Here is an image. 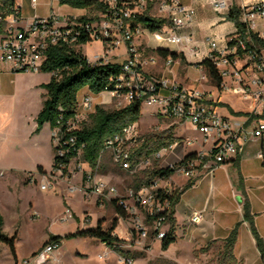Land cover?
Segmentation results:
<instances>
[{"label":"built area","instance_id":"1","mask_svg":"<svg viewBox=\"0 0 264 264\" xmlns=\"http://www.w3.org/2000/svg\"><path fill=\"white\" fill-rule=\"evenodd\" d=\"M104 1L106 10L94 21L83 22L78 18L61 16L51 11L47 17H36L24 27L16 26L21 14L17 7L12 6L10 26L0 42V61L10 64L14 71L38 73L41 72L50 46L65 44L78 48L99 40L104 50L96 52L91 58L86 56V59L90 64L104 65L112 63L109 60L110 53L123 46L127 58L121 63L115 87L102 93L113 96L123 94L128 104L134 101L139 102L141 107L144 104L152 106L158 115L181 125L190 123L200 133L201 146L193 152V157L187 158L189 154L183 153L182 156L177 155L176 160L160 166L171 169L173 174L168 177L157 176L149 184L137 190L130 188L126 195H119L116 186L97 179L98 167L91 169L83 159L84 144L76 146L77 138L72 133L81 127L80 111L90 113L95 110L94 94L89 92L90 94L82 99L79 95L74 117L68 119L65 125L58 124L51 129V142L57 161L55 168L48 175L55 179H68L80 173L83 185L71 183L68 187L70 192L78 188L80 192L83 191L84 197L96 195L111 201L116 199L117 205L127 215L126 219H121L130 220L132 223L129 228L130 245H141L149 233L157 240H162L168 232V218L172 209L170 197L176 190H180L172 182L174 174L193 179L203 168L212 170L210 162L220 164L236 155L242 142L264 137V0H208L215 11L224 12L223 20L232 9H237L239 22L244 25V35L235 26V30L221 40L209 37V51L205 59L214 64L221 77L220 87L214 84L216 91H234L243 101L248 102L250 109L246 112L227 110L219 105L213 92L182 85L166 76L145 73L147 64L155 65L162 61L165 67L169 68L173 58H162L152 51V54L142 59L141 48L136 44L135 38L149 29L133 21L151 4L150 10L156 13L152 16L166 19L159 29L151 31L154 39L172 44L189 43L192 39L191 33H185L184 30L195 19L194 7L180 0ZM32 2L36 3V0ZM84 36L87 37V42L81 43ZM198 67L201 71L199 81L207 82L209 79L205 67L200 64ZM221 109H225V113ZM195 141L194 138L175 137L170 145L162 147L146 159L153 157L158 161L175 150L181 149L184 152L187 146L194 145ZM139 142L141 141L137 122L127 124L106 139L101 156L109 151L115 164L122 169L137 168L146 160L142 159L135 165H132L130 160L131 150ZM65 158L67 160L63 161ZM75 162H78L79 170L74 172L70 165ZM47 176L42 178L43 190L53 185ZM30 179L32 180V176ZM72 215L73 211L67 207L64 210V219L67 220ZM199 219L200 215L197 213L191 217L193 222ZM58 247L57 243L48 242L42 250L26 260L25 264H60L53 257ZM124 262L132 264L133 259L127 258Z\"/></svg>","mask_w":264,"mask_h":264},{"label":"rangeland","instance_id":"2","mask_svg":"<svg viewBox=\"0 0 264 264\" xmlns=\"http://www.w3.org/2000/svg\"><path fill=\"white\" fill-rule=\"evenodd\" d=\"M19 1L26 4L30 12L37 10L41 14V17H47L51 12L50 4L47 0H38L35 4L36 6H33L32 0ZM57 1L59 0H55V3ZM198 1L205 5L206 18L214 16L218 22L223 21L222 14L224 12L215 11L208 0ZM62 5H58L57 3L54 6L55 13L60 12L59 7H64ZM149 13L150 15L156 14L152 10ZM100 15V11L93 10L85 16L99 18ZM143 37L154 48L157 46H175L172 43L156 41L150 30H145ZM80 48L82 51L85 49L90 58L96 52L104 50L102 42L99 40H94L85 44V46H80ZM141 53L142 59H145L153 52L149 48H141ZM110 55V62L123 63L125 56L124 47L120 46L118 49H114ZM184 64L183 62L181 66L173 64L177 67L179 77L186 74V68L182 66ZM197 68L199 69V67ZM144 70L149 71L155 76H170L169 73L163 71L162 61H159L155 65L147 64ZM23 72L29 71L19 73L15 92L10 96L0 98V213L4 218L3 233L8 236L17 235L15 240V255H13L7 244H0V264H25L26 260L30 259L34 253L42 250L48 243L50 234H56L61 237L59 253L66 264H126L124 262L125 258L120 257L110 246L95 238L70 235L76 232L79 227L90 228L96 226L99 218H102V224L107 228L116 216L110 199L96 195H92L91 198L84 197L83 191L80 192L78 188L73 192L69 191L68 187H70L71 183L83 185L81 174L80 181L74 179L72 182V178L55 179L51 175H48L47 178L51 182L59 181L57 184H53L48 189L43 190L41 189L43 182L41 177H38L37 182L28 184L20 181L19 176H14L10 171L11 167L20 165L19 163L25 154L33 153L35 150H38L45 166L48 169L51 166L49 163L50 155L46 147V136L41 133V130L36 131V118L43 108L47 94L44 84L50 79L51 73L41 71L38 74H25ZM200 76L201 73H198V77ZM207 77L209 80L204 82V86L201 89L215 92L213 94H215L214 97L218 100L219 105L229 111L231 108L236 112L249 111L250 106L247 101H243L232 90L216 91L208 73ZM192 81L196 83L195 87H199V79ZM89 94L88 91H83L80 94V99ZM93 102L95 109L99 105L108 111L123 108L128 104L123 94L113 96L108 93L93 95ZM155 111V108L152 106L146 104L142 106V116L137 122L140 141H143L142 139L153 133H159L174 125V136L176 138H194L196 139L194 146L198 149L200 148L201 135L190 123L178 125L172 119L164 118ZM221 111L225 113V109H221ZM80 112L79 125L81 126L83 123L90 122V115L93 112ZM38 134L39 136L36 137ZM190 146H187V148ZM183 153L181 149H178L171 154L164 155L158 161H155L151 157L144 160L141 166L125 170L116 165L111 153L106 151L101 156L96 175L101 172V168H106V171H117L119 175H111L107 179V182L117 187L119 195H126L128 189L134 188L135 178L143 176L145 169L152 168L155 165L159 167L165 166L167 162L176 160L177 155L182 156ZM78 162L70 165V168L74 172L79 170L77 167ZM2 170L6 172L4 175H1ZM174 178L179 182L185 179V177L179 174H175ZM77 182L79 183L77 184ZM64 195L73 211L72 217L67 220L64 219V210L69 206H67L65 200L63 202ZM74 213L80 220L74 216ZM122 221V226L119 230L120 236L116 235L123 240L121 247L129 251L130 257L134 262L133 264H217L222 252L223 243L215 242L209 243L205 249L201 248L193 251L192 244L181 237L172 242L167 248H162L161 241H157L152 233L148 234L141 245H130L131 235L129 228L132 223L130 220ZM147 245L149 248H146ZM140 253H143V255ZM203 253H208L207 258H204V256L197 257Z\"/></svg>","mask_w":264,"mask_h":264},{"label":"crops","instance_id":"3","mask_svg":"<svg viewBox=\"0 0 264 264\" xmlns=\"http://www.w3.org/2000/svg\"><path fill=\"white\" fill-rule=\"evenodd\" d=\"M180 1L186 5L194 7L196 10L193 23L184 30L185 33H191L192 39L189 43L174 44V47L157 46L154 48L150 42L145 40L143 37L144 33L137 36L135 38V42L138 46H140V48H149L152 51L157 48H164L182 54L185 57V60L181 61L180 58L173 59V64H176L175 66H181L182 62L185 63L182 65L186 68L185 75L179 77L177 74V67H175L173 64H171L169 68L165 67L163 64V71H166V73L170 74V76H166L169 79L175 80L178 83L188 87H195L196 83H193L192 80H198L200 78L198 77V73H201V71L197 67L198 64L206 58V55L209 51L208 38L213 37L221 40L225 35L232 33L235 30V24L227 19L218 22L214 16L206 18L205 5L201 4L198 0ZM37 2L38 0H36V3ZM47 2L50 4L51 11L53 12H55L54 6L57 3L58 5H61L59 1L55 3V0H47ZM36 3H33V6ZM14 6L19 8L21 14L20 21L16 23L17 27H24L32 19L41 17V14H39L37 10L34 12L28 11L26 4L20 2L19 0H14ZM62 6L64 7H59L60 12L56 14L65 17H81L91 12L89 9L76 8L69 4H63ZM10 21L11 17L9 15L5 19L4 24L2 26L0 25V42L3 40L7 28L10 26ZM82 52L88 56L85 49ZM126 58L127 56L125 54L123 60L125 61ZM20 72L22 71H14L11 69L10 64L0 61V98L4 96H10L15 92L17 85L16 81L18 80ZM23 73L38 74L39 72ZM145 73L153 75L149 71H145ZM13 81L14 83H12ZM198 83L199 88L204 86V83L199 81ZM230 111L236 112L232 108ZM177 124L181 125L179 123ZM51 129L52 128L48 123H46L41 129V133L43 135L45 134L47 140L46 147L50 155V168L48 169L45 166L44 162L41 160V155L39 154L38 150L33 151V153H27L21 159L19 163L20 165L10 168V171L14 176H19L20 181L32 184L37 182L38 177L43 178L44 176H47L51 173L54 161V150L51 142ZM38 136L39 134L36 135V137ZM194 145L186 148L184 155L198 150V148ZM263 150L264 137L253 138L242 142L241 148L236 155L231 156L228 160L220 164H214V162H210L209 165L212 167V170L209 168H203L200 174L193 179H187L185 177L183 181L179 182L175 180V174L172 176V182H174V184L179 187L180 190L183 189L190 180L194 181L191 186L187 187L181 192L180 199L175 205L174 217L176 219V239L180 237L184 238L192 244L193 251H195L197 249L206 247L209 243H223L224 240L230 235L231 231L237 227V239L234 245V255L237 260L235 264H264V258L257 245V238L253 234L251 227L252 222L258 236L262 240V246L264 250ZM100 161L101 157L99 163ZM40 167H42L45 173L38 171ZM105 169L101 168V172L97 175L99 179L107 181L111 175H119L117 171L112 172L106 171ZM5 173V170L1 171V175H4ZM30 176H32V180L27 182V179L30 178ZM80 176V173L74 175L71 179V182L74 179L80 181ZM58 181L53 182V184H57ZM78 183L79 182H77V184ZM64 200L66 201L67 206L70 207V205L67 203L65 195L63 202H65ZM246 206L248 207L249 217L245 215ZM115 213V217H117L118 214L116 211ZM194 213L200 215V219L197 222H193L191 220V217ZM74 216H76L75 213ZM76 217L80 220L78 216ZM99 220L102 222V218H99L98 221ZM122 222L123 221L121 218H118L117 226L113 232L114 234L119 235ZM102 227L106 229L103 224ZM81 229L87 228L79 227L77 230ZM52 235L56 234H50L49 239ZM60 247L61 245L55 250L53 257L58 263L66 264L64 259L60 257ZM207 255L208 253H203L197 257L204 256V258H207Z\"/></svg>","mask_w":264,"mask_h":264},{"label":"trees","instance_id":"4","mask_svg":"<svg viewBox=\"0 0 264 264\" xmlns=\"http://www.w3.org/2000/svg\"><path fill=\"white\" fill-rule=\"evenodd\" d=\"M59 2L61 4H69L76 8L89 9L91 11L97 10L101 13L105 12L107 7L104 0H59ZM12 6H14V0H0L1 26L4 24L7 16L11 14ZM151 6L152 5L149 4L146 11L138 15L133 23H140L150 31H155L166 22V19L150 15ZM17 9L19 10V8ZM96 19L97 18L87 16L78 18L79 21L83 22L94 21ZM226 19L232 21L240 32L243 35L245 34L244 25L239 22V11L237 9H232ZM80 42L86 43L87 37H82ZM154 51L162 58L170 56L173 59L180 58L181 61L185 60V57L176 51L164 48H157ZM199 64L205 67L212 82L220 87L222 80L214 64L208 59H204ZM121 66V63H107L104 65L90 64L80 47H68L65 44L50 46L47 51V58L41 67V71L51 73V79L48 83L44 84L47 94L43 108L36 118V131H40L46 123L50 124L51 128H55L58 124L62 126L65 125L66 121L76 114L77 100L83 91L86 90L94 95H98L103 91L113 90L115 87V80L120 74ZM141 116V105L139 102L132 101L125 107L113 111H108L99 105L96 106L95 111L90 115V122L83 123L79 129L72 132L77 138L76 146L84 144L83 159L89 164L91 169L95 170L99 166V160L106 139L119 132L125 125L138 122ZM174 139V125L168 127V129L164 131L153 133L144 138L143 141L131 150L130 160L132 165L137 164L142 159L150 157L162 147L170 145ZM193 156L194 153H190L186 157L191 158ZM66 160V158L63 159V161ZM56 161L57 157L54 156L53 169L55 168ZM38 171L45 173L42 167H40ZM143 172V176L135 178L134 189L136 190L143 185L149 184L150 181L157 176L168 177L173 174L171 169L159 167L157 165L145 169ZM30 180L31 179L28 178L27 182ZM193 182L194 181L190 180L183 189L179 191L176 190L174 195L170 197L172 209L168 218L169 229L165 238L161 240L162 248H167L176 240L175 205L180 199L181 192L191 186ZM111 202L118 216L112 220L108 228L104 229L101 220H99L96 227L77 230L70 235L93 237L107 246H110L120 257L125 259L131 258L129 251L121 247L123 240L113 233L117 226L118 218L126 219V212L117 205L116 199H113ZM245 215L249 217L247 206L245 207ZM3 225L4 218L0 213V244H7L13 255H15V240L17 235L8 236L4 234ZM251 227L253 234L257 238L258 248L264 258L262 240L258 236L252 222ZM236 239L237 227H235L224 240L222 252L218 258L217 264H235L237 262L234 255ZM48 242H55L60 246L61 237L59 235H52ZM146 248H149V246L147 245ZM202 249H205V247ZM140 254L143 255V253Z\"/></svg>","mask_w":264,"mask_h":264}]
</instances>
